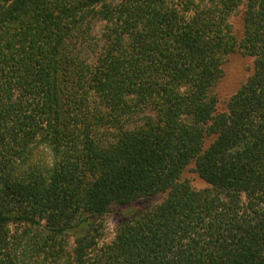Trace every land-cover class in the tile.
I'll list each match as a JSON object with an SVG mask.
<instances>
[{
    "label": "trees",
    "instance_id": "1",
    "mask_svg": "<svg viewBox=\"0 0 264 264\" xmlns=\"http://www.w3.org/2000/svg\"><path fill=\"white\" fill-rule=\"evenodd\" d=\"M0 264H264V0H0Z\"/></svg>",
    "mask_w": 264,
    "mask_h": 264
},
{
    "label": "rangeland",
    "instance_id": "2",
    "mask_svg": "<svg viewBox=\"0 0 264 264\" xmlns=\"http://www.w3.org/2000/svg\"><path fill=\"white\" fill-rule=\"evenodd\" d=\"M239 17L233 19L236 28H240ZM94 44L92 41V48L100 43L101 40V25L98 24L93 33ZM255 59L250 56L235 54L229 57L228 62L224 67V77L213 90V95L219 99L220 110L226 108L228 100L236 94L240 87L245 84L254 72ZM41 161L52 162L51 154L44 152L39 156ZM186 179L196 190H204L208 188V184L196 173L190 169L185 174ZM164 199L163 195H157L148 199L135 202L127 206H116L110 209V212L101 219V230L98 235L99 248L106 244H110L116 239L118 230L124 222L133 218L137 213L143 210L155 208Z\"/></svg>",
    "mask_w": 264,
    "mask_h": 264
}]
</instances>
